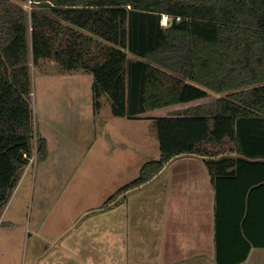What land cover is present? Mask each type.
<instances>
[{"label": "trees", "instance_id": "obj_1", "mask_svg": "<svg viewBox=\"0 0 264 264\" xmlns=\"http://www.w3.org/2000/svg\"><path fill=\"white\" fill-rule=\"evenodd\" d=\"M18 1L33 11L0 0V217L34 155L49 156L31 100L30 34L34 63L94 76L96 111L108 96L114 116L157 123L160 159L110 202L176 158L201 159L215 192L216 263L264 247V0ZM209 91L221 97L207 102Z\"/></svg>", "mask_w": 264, "mask_h": 264}, {"label": "crops", "instance_id": "obj_2", "mask_svg": "<svg viewBox=\"0 0 264 264\" xmlns=\"http://www.w3.org/2000/svg\"><path fill=\"white\" fill-rule=\"evenodd\" d=\"M99 111L95 110L93 138L87 143L89 176L79 175L84 161L70 177L50 176V142L42 137L48 143V159L37 162V169H26L0 217L4 234L0 256L9 250L18 263L20 243L28 234L29 264H217L215 192L207 166L194 157L174 159L151 181L168 178L169 184L156 195L162 203L155 224L160 231L157 250L148 253L146 262L142 260L140 248L133 246L134 229L126 227V221L121 223L127 205L120 203L121 196L109 201L117 192L111 181L122 167L113 154V120L108 142L107 133H102L106 122L101 121ZM99 188L104 194L99 195ZM100 206L105 212L98 214L95 210ZM71 230L78 234L70 235ZM240 264H264V247L252 248Z\"/></svg>", "mask_w": 264, "mask_h": 264}, {"label": "rangeland", "instance_id": "obj_3", "mask_svg": "<svg viewBox=\"0 0 264 264\" xmlns=\"http://www.w3.org/2000/svg\"><path fill=\"white\" fill-rule=\"evenodd\" d=\"M10 2L23 8L27 13L33 11L30 2L27 4L18 0H10ZM41 13L46 15L43 11ZM28 28L31 32L30 22H28ZM27 54L36 130L39 137H48L52 152L48 166L50 176L58 173L62 178L70 177L79 169L83 161L85 168L79 169V175L89 176L91 171L87 166H91V160L87 154V143L93 138L92 127L94 128L96 119L92 91L94 76L82 70H67L53 59H41L34 63L30 34ZM220 97V95L209 91L207 102L215 101ZM101 101L102 108L99 111V116L102 118L103 124L106 122V125L102 127V133H107L106 140L110 142L108 132L109 122L112 118L113 154L118 157V161L115 162H118L117 164L122 167L116 176L117 179L111 181L115 193L125 184L136 179L145 163L160 159L158 128L154 120L114 116L108 96L102 97ZM37 162L39 161L36 155L32 164L26 169H30V171L35 167L37 169ZM26 169L20 174L19 180ZM168 181L167 178L158 182H150L119 197L120 203L127 205L121 223L126 221V227L129 226L130 230L134 229L133 234L135 232L136 235L132 236L134 237L132 240H135L133 246L140 248L138 252L145 262L148 253L152 254L153 251H156L159 243L160 231L155 227V224L159 216L157 208L162 203L158 201L156 195L165 189V183L169 184ZM98 191L99 195L104 194L102 188H99ZM96 211L100 214L105 212V209L101 210L100 206ZM115 221L118 223L116 219H113L114 224ZM131 223L133 228L130 226ZM69 234L74 236L78 233L71 230ZM3 235L0 232V240L3 239ZM29 242L31 243V239L28 241V234H26L20 243L18 263L15 262V257L10 255L8 250L7 255L0 256V264H29Z\"/></svg>", "mask_w": 264, "mask_h": 264}, {"label": "built area", "instance_id": "obj_4", "mask_svg": "<svg viewBox=\"0 0 264 264\" xmlns=\"http://www.w3.org/2000/svg\"><path fill=\"white\" fill-rule=\"evenodd\" d=\"M30 3H31V1H30ZM178 20H179V19H178ZM168 23H169V21H168V17H167V16H164L163 19H162V25L167 26ZM35 158H36V154H35L34 157L31 159L29 166L32 164V162L34 161ZM29 166H28V167H29Z\"/></svg>", "mask_w": 264, "mask_h": 264}]
</instances>
